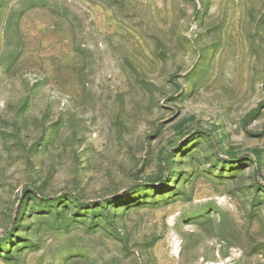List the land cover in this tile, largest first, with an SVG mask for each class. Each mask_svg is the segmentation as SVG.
Instances as JSON below:
<instances>
[{
    "label": "rangeland",
    "instance_id": "374dc122",
    "mask_svg": "<svg viewBox=\"0 0 264 264\" xmlns=\"http://www.w3.org/2000/svg\"><path fill=\"white\" fill-rule=\"evenodd\" d=\"M0 264H264V0H0Z\"/></svg>",
    "mask_w": 264,
    "mask_h": 264
}]
</instances>
